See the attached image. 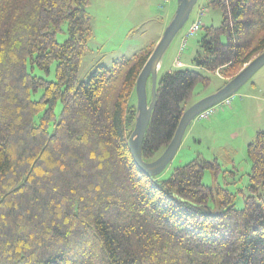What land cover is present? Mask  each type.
Masks as SVG:
<instances>
[{
  "label": "trees",
  "instance_id": "16d2710c",
  "mask_svg": "<svg viewBox=\"0 0 264 264\" xmlns=\"http://www.w3.org/2000/svg\"><path fill=\"white\" fill-rule=\"evenodd\" d=\"M90 3L0 0V264H264V131L248 146L243 209L227 189L203 184L215 162L194 160L165 180L144 174L128 144L138 116L131 98L155 45L80 82ZM208 7L223 21L206 28L195 69L158 73L146 162L171 143L194 87L208 83L203 71L219 73L223 88L264 52V0ZM53 65L54 81L33 73ZM148 88L150 103V79Z\"/></svg>",
  "mask_w": 264,
  "mask_h": 264
},
{
  "label": "rangeland",
  "instance_id": "374dc122",
  "mask_svg": "<svg viewBox=\"0 0 264 264\" xmlns=\"http://www.w3.org/2000/svg\"><path fill=\"white\" fill-rule=\"evenodd\" d=\"M91 1L92 7L88 11L93 18L94 36L89 42L90 52L80 68V82L87 81L97 67H111L115 62L131 58L152 45H155V49L178 7V0H170L168 3L164 0ZM210 1H198L188 22L163 56L160 76L179 69H195L193 59L206 28L219 27L223 21L220 10L208 7ZM194 22H200L201 29L184 44L188 29ZM56 39L60 44L68 39L66 24ZM33 73L54 81L55 65L49 74L39 69ZM203 74L208 83H198L194 87L190 106L216 93L225 83L219 73L203 71ZM41 95L42 92L35 94L34 99ZM230 100V105H216L215 114L208 120L195 119L191 123L176 156L159 177L162 180L168 179L175 169L197 159L215 162L218 169L206 170L203 184L227 189L235 196L236 208L243 209L246 199L252 196L249 190L252 162L248 146L258 132L264 131V67ZM131 103L137 106L136 94L132 95ZM55 113L59 119L62 113L60 103ZM257 200L264 201L263 189L257 195ZM209 205L212 209L217 206L215 201Z\"/></svg>",
  "mask_w": 264,
  "mask_h": 264
},
{
  "label": "water",
  "instance_id": "95a60500",
  "mask_svg": "<svg viewBox=\"0 0 264 264\" xmlns=\"http://www.w3.org/2000/svg\"><path fill=\"white\" fill-rule=\"evenodd\" d=\"M199 0H178V7L172 22L154 49L136 83L137 119L128 144L136 166L149 177H159L176 156L191 123L199 114L216 106L235 95L252 77L264 67V52L254 58L245 68L216 93L191 105L183 114L174 138L164 152L154 161L146 162L143 158V142L157 104V81L163 56L175 37L188 22ZM151 80V102L149 103L148 82Z\"/></svg>",
  "mask_w": 264,
  "mask_h": 264
},
{
  "label": "built area",
  "instance_id": "2783aa9c",
  "mask_svg": "<svg viewBox=\"0 0 264 264\" xmlns=\"http://www.w3.org/2000/svg\"><path fill=\"white\" fill-rule=\"evenodd\" d=\"M170 0H164L165 3H168ZM203 14V12L201 13V15ZM201 29V24L200 22H194L188 29V32L185 36L184 39V44L187 43V40L191 37H193L195 34H197V32ZM178 65L180 66L181 64L178 63ZM231 100L230 98L225 99L224 101H222L221 103H219V105H230ZM218 105V104H217ZM215 114V106L212 108H209L207 110H205L204 112H202L201 114H199L197 116V120H208L211 116H213Z\"/></svg>",
  "mask_w": 264,
  "mask_h": 264
},
{
  "label": "crops",
  "instance_id": "0c3cea01",
  "mask_svg": "<svg viewBox=\"0 0 264 264\" xmlns=\"http://www.w3.org/2000/svg\"><path fill=\"white\" fill-rule=\"evenodd\" d=\"M91 7H92V1H91V3H90L89 8H91ZM89 8H88V9H89ZM157 43H158V42H157ZM181 65H182V63H181ZM181 65H180V66H181ZM224 81H225V80H224ZM188 128H189V127H188ZM187 130H188V129H187ZM186 132H187V131H186ZM185 135H186V133H185ZM184 137H185V136H184Z\"/></svg>",
  "mask_w": 264,
  "mask_h": 264
}]
</instances>
